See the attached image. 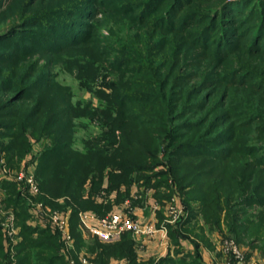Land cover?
I'll return each mask as SVG.
<instances>
[{"label": "trees", "instance_id": "1", "mask_svg": "<svg viewBox=\"0 0 264 264\" xmlns=\"http://www.w3.org/2000/svg\"><path fill=\"white\" fill-rule=\"evenodd\" d=\"M92 1L96 3L69 0L57 8V13L27 17L18 28L2 34L0 42L19 33L20 27L48 22L46 17L56 19V24L46 26L50 32L41 33L42 47H49L54 38L70 41L68 33L77 31L70 29L71 15L84 17L87 9H83ZM116 1L100 4L123 13L114 5ZM207 3L214 4L213 8ZM135 7L138 24L149 26L153 33L180 36L179 40H187L191 47L185 58L205 62L189 61L185 66L195 70L186 74L176 66L162 73L166 64L160 69L159 63L137 58L138 54L115 60L112 66L116 70L134 61L139 63L136 70L141 77L129 81L130 87L138 89L109 85L114 93L107 95L101 125L107 129L99 139L105 143L88 141L83 150L73 147V142L75 118L86 113L75 112L68 99L57 93L53 99L32 95L36 89L47 87L44 76L26 81L29 73L19 82L3 76V86L12 93L10 100H0V138L10 140L4 147L8 162L16 156L20 160L31 151L30 138L49 140V144L37 156L38 194L32 195L28 187L22 193L14 181L2 185L6 194L0 211L12 210L8 214L13 215L16 232L10 233L9 221L4 225V215L0 214V264H70L71 260L83 264V257L87 264H110L111 259H124L126 264H205L200 243L191 238L194 228L190 225L200 213L211 231L222 230L224 225L232 239L249 244V248L264 242V74L249 62L239 61L241 64L234 68L230 65L235 52L241 57L264 59V0H143ZM66 20L72 24L63 23ZM161 43L156 40L151 46L157 48ZM69 44L74 45V41ZM51 45H56L55 41ZM19 53L21 48L12 54L0 53V60L7 61L5 66L0 64V73L3 67L30 55ZM189 79H196V84L178 89L181 81ZM244 90L251 91L250 99L237 94ZM129 102L138 103L137 108L125 106ZM132 111L135 113H129ZM198 111L205 112L193 113ZM161 148L165 149L168 169L158 172L155 168L162 163L158 154ZM169 178L175 182L174 188ZM161 185L168 189L166 194L158 189ZM145 193L151 194L160 208L177 196L186 212L176 223L167 225L173 250L159 258L143 259L142 248L131 231L122 232L113 242L82 235L79 212L104 217L127 200L138 206L142 202L138 196ZM57 198L63 200L57 202ZM28 200L70 212L73 248L67 249L61 234L49 225L31 223ZM194 202L198 206H193ZM158 216L162 218L161 209ZM252 236L255 240L247 242ZM182 240L190 241L192 250H185Z\"/></svg>", "mask_w": 264, "mask_h": 264}, {"label": "rangeland", "instance_id": "2", "mask_svg": "<svg viewBox=\"0 0 264 264\" xmlns=\"http://www.w3.org/2000/svg\"><path fill=\"white\" fill-rule=\"evenodd\" d=\"M66 1L69 0H0V36L15 27L18 28L22 24L21 21L27 17L42 13H57V8L62 6ZM139 1L143 0H117L114 5L120 6L119 10L122 9L123 13L111 11L110 7H108L110 9L102 7L100 2H105V0H95L96 3H93L92 1L90 7L87 4L86 8L83 9H87L84 17L80 14L71 15L72 19L70 20H72L73 25L70 26V29L71 31H77L76 33H68L71 36L70 41H68V39L62 40L54 38L53 42L55 41L56 45H51V43H53L51 42L48 43L50 44L49 47H46V45L42 47L44 41L41 33H46L49 28H46V26H54L53 24H56V19L44 15L48 22L45 21L41 25L35 24L24 28L20 27L21 29L19 33L0 42V53L4 51L5 54H12L17 52L18 48H21L22 53H19L20 55H30H27L23 60L14 61L15 63L3 67L4 70L0 73V100L8 101L12 97L11 91H7L4 87L5 83L3 84V81L1 80L3 76L15 78L18 82L19 80H23L25 76L29 75V73H31V75L26 78V81L32 79L35 80V76L38 75L41 77L44 76L43 78L46 79L45 82L47 83V87L40 90L36 89L32 95L36 98L38 96H45L48 97V99H53L56 97L55 93H57L65 99H68L67 101L70 107L75 108V112L80 110L83 111V113H86L75 118L76 131L74 134L75 139L73 147L83 150L88 141H92L91 143L95 145H104V139L99 141V139L104 136L103 134L107 129L105 127L102 128L101 126L105 119L102 115V111H104L103 109L108 104L107 95L109 96L112 94L111 92L114 93L109 85L112 83L116 85L122 84L125 86L124 89L127 90L130 88H132L131 90L138 89L137 86L130 87L129 81H136L141 77V75L137 74L136 69L139 65L137 61L126 65L121 70H116L115 67L112 66L115 60L122 56L136 57L138 54L137 58L143 57L150 59L155 64L159 63L160 69L166 64V67L162 68V73L166 72L170 66L171 69L176 66L177 68L181 67L178 70L183 73L185 72L186 74H192L195 67L187 68L185 64L188 65L191 60H198L189 59L188 57L185 58V54H190L187 52V49L190 47L187 40L184 41L182 39V41H180V36L172 35V33H153L149 26L138 24V22L135 21V16L138 14V11L134 8H136L135 4ZM205 5L211 6L212 8L214 6V4L208 3ZM125 7L131 8L130 11ZM125 9L126 11H124ZM51 22L53 23L50 24ZM72 22L66 20L63 23L70 25ZM42 26L45 27L42 28ZM50 37L52 38V36ZM81 37L82 39H80ZM36 38L37 41L32 40ZM80 40H82V42ZM156 40H160L162 43L157 48H154L151 44L156 42ZM72 41H74V45L69 44ZM78 41H80L79 44ZM34 42H39V45L36 47L34 45L36 43ZM182 43L184 44L181 47ZM48 48H57V50L56 52H48L46 51ZM149 51H152L153 53L148 54ZM236 53L237 52L233 55V60L230 64L231 67H238L241 64L239 61L245 63L249 62V65L256 69L258 73L264 74L263 58L246 57L244 54V57H241ZM201 61L202 59L200 58L195 62L199 63ZM6 62L7 61L0 60L2 66H5L7 64ZM202 62L204 63L205 61ZM191 64H194V62ZM177 68L175 69V73H177ZM209 69L210 68H201L202 71H208ZM196 82V79L181 81L180 85H178V89H188L194 86ZM220 82L224 85L223 81ZM237 94L241 98L250 99L248 95L252 93L251 91L244 90L242 92L239 91ZM254 96H256L255 92ZM227 100L228 99H224V102H228ZM16 106L19 107L20 104L18 103ZM125 106H131V108L135 109L137 108L136 106H138V103L129 102ZM204 112L205 111H198L193 113L198 114ZM129 113L133 114L135 111ZM87 114H89V116ZM116 133H119V129L116 130ZM30 141L32 143L31 151L24 155L20 160H18L15 155L16 157L14 161L9 163V153H7L5 150L6 148L4 147L9 145L10 140L7 137L0 138V205L2 206L4 205L1 201L6 194V190L2 186L3 183L14 181L17 184V188L22 190V193H24L28 187L24 178L32 176L37 183L35 178L37 156L44 149V145L49 144V140H40L37 142L34 138H30ZM164 150V148H161V150L158 151L159 160L162 163L157 165L155 171H166L168 169V167H166L167 161L164 156ZM20 174H23L24 178L19 179ZM168 183L174 188L175 182L172 179L169 178ZM158 189L161 193L165 194L168 191L164 185H161ZM132 192H134L133 189ZM150 195L151 194L145 193L138 196L140 201L142 200L141 204H139L140 208H143L142 204L146 202L147 198L152 204L154 203L155 199ZM62 200V198L55 199L57 202H61ZM129 202L131 205L130 200ZM27 203L30 206L29 200ZM179 203L181 205V202ZM166 204L167 202H165V205L161 210L162 212L164 211L167 216ZM47 206L52 212L60 211L67 213L68 216H70L69 211L66 212L50 205ZM193 206L198 205L194 202ZM136 207L137 206H132L133 213H128V215L138 218L136 215V210L138 209ZM120 208L121 207H116L114 211L108 214H112ZM253 208L257 209V206H254ZM11 211L10 208H1L0 214L4 215L5 218V221L3 222L4 225L6 222L10 221L11 217H13L12 214H8ZM152 212L151 209L150 211H146V214L142 212L143 214L140 219L147 223L150 222V217L155 216L153 214L155 211ZM149 214H151V216L148 218ZM190 227L194 228V232L198 234V236H196L193 232L191 238H194L200 243V251L202 254H205L206 258L204 260L205 264H264L263 241L255 243L253 241L255 245L252 248H249V244L238 243L232 239L224 225L222 230L214 229L211 231L209 226L205 224L202 213L196 217V220L191 223ZM157 228H160V226ZM84 236L89 240L91 237L100 240L95 235L88 233H85ZM139 239L140 238L137 240ZM251 239L255 240L252 236L248 238L247 242L251 241ZM163 244H165V242ZM233 247H236L235 249L237 250ZM173 248L172 245V250ZM82 249L85 253L87 252L85 248ZM183 254L184 253L180 255L183 256ZM246 254H249V256L246 257ZM117 260L121 259H111L110 264Z\"/></svg>", "mask_w": 264, "mask_h": 264}, {"label": "built area", "instance_id": "3", "mask_svg": "<svg viewBox=\"0 0 264 264\" xmlns=\"http://www.w3.org/2000/svg\"><path fill=\"white\" fill-rule=\"evenodd\" d=\"M22 178H24V175L20 174L19 179ZM24 179L28 184L30 193L32 195L38 194L39 189L33 177L29 176ZM158 208V203L154 202L152 204V210L156 211ZM166 210L167 220L165 219V224L162 225L161 228H157L152 222L147 223L139 217L137 218L133 217L132 215H128V213H133V209L130 205V202L127 200L116 212L108 214L104 217H99L98 215L89 211L79 212L78 228L83 235H85V233L95 235L103 242H113L117 240L120 234L124 231H131L137 239L144 236L153 237L155 234L160 233L163 239H165L163 253H166L169 248L167 242L168 236L166 225L176 223L182 216L185 215L184 208L181 205H178L173 198L172 200L167 201ZM30 213V221L32 224H40L42 226L49 225L61 234L67 249L73 247V238L70 233L69 216L67 213L60 211L52 212L47 205L34 200H30ZM9 225L11 227L10 233H15L16 229L14 227L13 217L10 218ZM233 248L235 249L236 247ZM82 262L83 264H87V258L83 257ZM70 264L75 263L73 260H71ZM112 264H126V260H117Z\"/></svg>", "mask_w": 264, "mask_h": 264}, {"label": "crops", "instance_id": "4", "mask_svg": "<svg viewBox=\"0 0 264 264\" xmlns=\"http://www.w3.org/2000/svg\"><path fill=\"white\" fill-rule=\"evenodd\" d=\"M134 189L135 188H133V191H134ZM172 198L175 199V202L178 205H180V203H179L180 201H179V199H178L177 196H173ZM154 202H155V200H154ZM151 204H152V202H150V200L147 198L146 202L142 204V207L143 208H140L139 205L136 207L138 209V210H136L137 211L136 212V215L140 218L143 213L146 214V211H150V209L152 210V205ZM147 207H148V209H147ZM114 209L112 211H114ZM160 209L161 208L159 206V208L155 212L152 210L154 212V213L153 212L152 213L155 216L154 217L151 216V214H152L151 213V214L148 215V218L151 216L150 217L151 218L150 219V222H152L153 224H155V226H157V227L160 226V228H161L162 225L165 224L166 215H165V213L163 211L162 212V218H160L158 216V210H160ZM167 225H166V228H167ZM84 237H86V236H84ZM138 241H139V243H138L139 246H141V248H142V250L140 251V256L143 259H148L149 257L159 258V257H161V256H163L165 254V253H163L164 252V244L163 243L165 242V239H163V237L160 235V233L159 234H155L153 237H146V238L144 237V239H143V237H141ZM167 242H168V247H169L168 250L169 249L172 250V246H171V243H170V240H169L168 237H167ZM189 242L190 241H188V240H182L181 241V244H182V246H183V248L185 250H191L192 249V244L189 243ZM202 256H203V261H204L206 259L205 258V254L203 253Z\"/></svg>", "mask_w": 264, "mask_h": 264}]
</instances>
